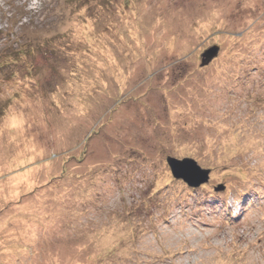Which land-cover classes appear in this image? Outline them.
Instances as JSON below:
<instances>
[{"label": "rangeland", "instance_id": "374dc122", "mask_svg": "<svg viewBox=\"0 0 264 264\" xmlns=\"http://www.w3.org/2000/svg\"><path fill=\"white\" fill-rule=\"evenodd\" d=\"M0 264H264V0H0Z\"/></svg>", "mask_w": 264, "mask_h": 264}, {"label": "water", "instance_id": "95a60500", "mask_svg": "<svg viewBox=\"0 0 264 264\" xmlns=\"http://www.w3.org/2000/svg\"><path fill=\"white\" fill-rule=\"evenodd\" d=\"M220 48L218 46H213L206 50L202 55V66L210 64L219 53ZM168 164L171 168L172 175L175 179H180L186 182L190 187L197 188L202 184L209 181L210 171L200 168L196 161L193 159H183L177 160L173 157H168ZM199 172L198 176L195 172Z\"/></svg>", "mask_w": 264, "mask_h": 264}, {"label": "trees", "instance_id": "16d2710c", "mask_svg": "<svg viewBox=\"0 0 264 264\" xmlns=\"http://www.w3.org/2000/svg\"><path fill=\"white\" fill-rule=\"evenodd\" d=\"M218 47H219V46H218ZM219 48H220V47H219ZM216 58H217V57H216ZM216 58H215V59H216ZM215 59H214V60H215ZM214 60H213V61H214ZM213 61H212V62H213ZM212 62H211V63H212ZM208 65H209V64H208ZM203 67H205V66H203Z\"/></svg>", "mask_w": 264, "mask_h": 264}]
</instances>
